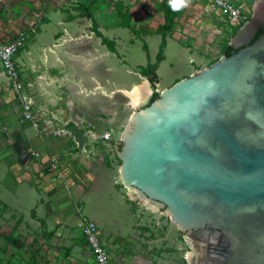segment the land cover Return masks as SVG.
I'll return each mask as SVG.
<instances>
[{
    "label": "rangeland",
    "instance_id": "374dc122",
    "mask_svg": "<svg viewBox=\"0 0 264 264\" xmlns=\"http://www.w3.org/2000/svg\"><path fill=\"white\" fill-rule=\"evenodd\" d=\"M239 1L251 20L259 0ZM201 3L187 0L184 7L173 11L169 0H0V46L26 32L29 37L15 58L17 63L20 53L48 49L50 57L44 68L61 78L51 87L59 89L58 101L51 109L69 108L71 93L67 90L72 81L67 78L71 73L74 82L81 85L75 114L96 119L94 127L84 124V130L96 132L98 122L108 119L105 129L111 133L110 141L102 139V132L90 138L85 152L69 142V153L74 155L68 162L72 171L64 172L69 185L55 174L58 185L63 184L56 187L48 168L41 172L31 168L34 157L27 164L20 162L16 144L21 136L14 132L30 125L23 120L20 96L31 100L39 115L41 127L30 129V133H60L54 122L44 127L54 111L40 115L22 63L18 73L24 89L18 95L0 63V264H93L81 234L84 217L98 225L113 264L201 261L203 250L187 241L185 233L182 236L167 212L141 200L122 181L118 155L122 134L140 107L116 92L118 88L131 89L133 83L147 80L155 72L160 96L175 82L221 59L240 29L232 32L229 27L205 23L203 15L208 8ZM70 21L74 24L65 27L63 22ZM91 76L94 84H84V78ZM100 81L112 91L111 101H99L103 92ZM80 166L87 171L76 172ZM90 172L95 178L87 180ZM45 180H50L49 184H44Z\"/></svg>",
    "mask_w": 264,
    "mask_h": 264
},
{
    "label": "water",
    "instance_id": "95a60500",
    "mask_svg": "<svg viewBox=\"0 0 264 264\" xmlns=\"http://www.w3.org/2000/svg\"><path fill=\"white\" fill-rule=\"evenodd\" d=\"M232 46L230 57L137 105L122 134L121 179L163 208L206 262L264 264V0ZM69 130L83 150L87 134ZM220 239L222 257L212 255Z\"/></svg>",
    "mask_w": 264,
    "mask_h": 264
},
{
    "label": "crops",
    "instance_id": "0c3cea01",
    "mask_svg": "<svg viewBox=\"0 0 264 264\" xmlns=\"http://www.w3.org/2000/svg\"><path fill=\"white\" fill-rule=\"evenodd\" d=\"M69 23L74 24L73 21L63 22L64 26L66 25L67 27L69 26ZM67 32H69L68 28H67ZM63 38H65V36ZM41 50L42 51H40V48L38 47L36 52L30 49L24 54L20 53L21 57H19L20 61L18 64L20 66V63H22L27 68V71H28L27 75L30 80L28 85L32 87V94L35 95L34 96V99L36 101L35 103L39 104L37 107L40 109V112L42 111L40 115L43 116L44 112L49 115V111L50 112L54 111V109H51L52 108L51 104L57 103L58 101L57 94L59 92V89L54 91L51 89V87L53 85L57 86V83L60 82L61 78L57 76V74L51 75L46 72L44 65L45 63L48 64L46 60H49L50 55H49L48 49L46 50L45 48H43ZM57 55L58 54L56 53V56ZM72 75L70 73L67 78L69 81H72L71 83H69L68 90H67L71 93V96L69 95V105H68L69 108L67 109V107H63V106H62L63 108H59L56 106L57 110L55 109V111L51 113L52 114L51 118L49 117L50 120L48 119V121H44V127H48V128L50 126H53V125H49V123L54 122V125H55L54 127H57L60 133H55L53 135H51L50 133H47L44 135L42 130H38V134L30 133L29 130L33 128L31 125L29 126L26 125L24 128L20 126L19 128H16L14 130V132L18 131L20 133V136H21L20 138L23 139V144H25L24 147L26 148L27 152H35V151L39 152L40 157L33 158L32 162L30 163L31 168L35 169L36 171L41 172L40 170L48 168L49 159L52 158L53 156H57L60 160V165L63 171L65 173L69 172L70 170L69 163L71 161L69 160V158L74 155L69 153L70 147L68 145H69V142L71 141L75 143V145H77L75 142L74 136L71 137V136H67L66 134L67 132L68 133L70 132L69 130L70 127L72 126L79 127L87 134V140H86L83 150H81L82 152L86 151V147L88 146L87 143H88V140L90 141V138L92 137L97 138L98 136L97 134H100L101 132L102 133L109 132L107 129H105L106 126L108 127V125L110 124V121L108 119H106L104 122H98L99 129H97L96 132H94L91 129L89 131L84 130L83 128L84 124L94 127V124L96 123L95 121L96 119L82 117L78 113L75 114V110H74L75 104L74 103L79 101V99L77 98L81 94V90H80L81 85H78L77 83L74 82L73 80L74 78L72 77ZM93 78L94 77L92 76L85 77L83 81L85 82L84 84H88V82L92 84L94 82ZM95 82L97 81L95 80ZM100 82H101L100 88L103 92H101L100 94L99 101L101 103L102 101H104V103H106L107 101H111L112 91L107 89L104 82L102 81ZM102 84H104V87ZM135 84L137 83H133V85ZM85 86L86 85H84V87ZM122 90H129V89L118 88L116 89V92L124 96V94L121 92ZM84 91L90 92V89L84 88ZM63 96L64 98L67 97L65 96V94ZM90 106H94V103L91 102ZM13 120L14 118L12 117L11 119H9V122L12 123ZM61 132L63 133V135L61 134ZM82 162L84 163V161ZM83 167L80 166L79 169H76V172H79L80 174L85 173L87 170L85 167L84 168ZM90 174L94 177L92 172H90ZM48 176L51 178V181H53V184L56 187L63 186L62 183L61 185L60 184L58 185L59 180H57L58 178H55V173L49 172ZM48 181L45 180L44 184L46 182L49 184ZM60 192H64V191L61 190ZM113 237L114 236H112V238ZM115 251H117V248H115Z\"/></svg>",
    "mask_w": 264,
    "mask_h": 264
},
{
    "label": "built area",
    "instance_id": "2783aa9c",
    "mask_svg": "<svg viewBox=\"0 0 264 264\" xmlns=\"http://www.w3.org/2000/svg\"><path fill=\"white\" fill-rule=\"evenodd\" d=\"M198 3L205 2L208 9L203 15L204 22L210 26H226L229 28L242 26L248 21L249 11L245 8L239 0H196ZM29 35L26 32H20L9 42L0 46V63L8 76L14 92L18 95L24 89L18 68L19 64L15 58L20 50L26 45ZM20 98L21 108L23 110V120L28 122L33 128L39 129V115L34 109V104L31 100ZM102 139L105 141L111 140L109 132L102 134ZM76 142V141H75ZM77 144V143H76ZM78 148V144H77ZM31 157L39 158V152H31ZM48 169L50 172L55 173L56 176L63 180L67 186L69 180L60 165V160L57 156L49 159ZM93 178L88 173L87 180ZM81 234L87 241V245L93 258V264H113L112 256L108 251L107 244L103 243V234L100 232L98 225L95 221L88 217H84L81 221Z\"/></svg>",
    "mask_w": 264,
    "mask_h": 264
},
{
    "label": "bare ground",
    "instance_id": "6f19581e",
    "mask_svg": "<svg viewBox=\"0 0 264 264\" xmlns=\"http://www.w3.org/2000/svg\"><path fill=\"white\" fill-rule=\"evenodd\" d=\"M121 92L124 94V96L129 98L131 104L137 106V105L145 104L147 102V100L150 98L152 94V89L150 88L149 82L146 79H142L140 83L133 85L131 89L122 90Z\"/></svg>",
    "mask_w": 264,
    "mask_h": 264
},
{
    "label": "trees",
    "instance_id": "16d2710c",
    "mask_svg": "<svg viewBox=\"0 0 264 264\" xmlns=\"http://www.w3.org/2000/svg\"><path fill=\"white\" fill-rule=\"evenodd\" d=\"M241 26H237V27H232V32H237L240 29ZM262 33V31L260 32ZM259 33V34H260ZM258 34V35H259ZM258 35L254 38V40H256L258 38ZM235 51H237V49H235L233 46L228 45L225 50H224V55L226 57H230ZM149 67H151V65H149ZM147 80L149 81L152 89H153V94L148 102V105L151 104L153 101H155L156 99L159 98V94L156 92V85L159 83L157 74H155V72L152 73V77H148Z\"/></svg>",
    "mask_w": 264,
    "mask_h": 264
},
{
    "label": "flooded vegetation",
    "instance_id": "af4514ba",
    "mask_svg": "<svg viewBox=\"0 0 264 264\" xmlns=\"http://www.w3.org/2000/svg\"><path fill=\"white\" fill-rule=\"evenodd\" d=\"M263 32V30H259V32H258V34L260 33V32ZM257 34V35H258ZM256 35V36H257ZM255 36V37H256ZM232 46V45H231ZM221 240V239H220ZM220 240H218V243H217V245H215V247H216V249H213V251H212V255L214 254V255H217V256H219V257H222L223 256V254L227 251V249H226V247L224 246V244H223V242H222V240L220 241ZM203 256V257H202ZM206 257V254H201V261H199L198 262V264H210V263H208V262H206V260H204V258ZM206 259V258H205ZM217 262V260L216 259H213V261H212V263L211 264H217L216 263Z\"/></svg>",
    "mask_w": 264,
    "mask_h": 264
},
{
    "label": "clouds",
    "instance_id": "9594fccd",
    "mask_svg": "<svg viewBox=\"0 0 264 264\" xmlns=\"http://www.w3.org/2000/svg\"><path fill=\"white\" fill-rule=\"evenodd\" d=\"M187 4V0H169V6L173 11L179 10Z\"/></svg>",
    "mask_w": 264,
    "mask_h": 264
}]
</instances>
